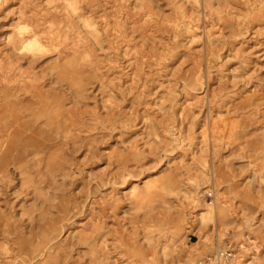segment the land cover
I'll use <instances>...</instances> for the list:
<instances>
[{
	"label": "rangeland",
	"instance_id": "1",
	"mask_svg": "<svg viewBox=\"0 0 264 264\" xmlns=\"http://www.w3.org/2000/svg\"><path fill=\"white\" fill-rule=\"evenodd\" d=\"M0 264H264V0H0Z\"/></svg>",
	"mask_w": 264,
	"mask_h": 264
},
{
	"label": "built area",
	"instance_id": "2",
	"mask_svg": "<svg viewBox=\"0 0 264 264\" xmlns=\"http://www.w3.org/2000/svg\"><path fill=\"white\" fill-rule=\"evenodd\" d=\"M222 254H223V257H225V258H226L227 255L228 256L230 255V254L226 253L225 251H223Z\"/></svg>",
	"mask_w": 264,
	"mask_h": 264
},
{
	"label": "bare ground",
	"instance_id": "3",
	"mask_svg": "<svg viewBox=\"0 0 264 264\" xmlns=\"http://www.w3.org/2000/svg\"><path fill=\"white\" fill-rule=\"evenodd\" d=\"M223 251L220 252V257H223V254H222Z\"/></svg>",
	"mask_w": 264,
	"mask_h": 264
}]
</instances>
